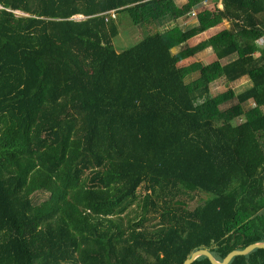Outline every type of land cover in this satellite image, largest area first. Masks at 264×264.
Here are the masks:
<instances>
[{"label":"trees","instance_id":"trees-1","mask_svg":"<svg viewBox=\"0 0 264 264\" xmlns=\"http://www.w3.org/2000/svg\"><path fill=\"white\" fill-rule=\"evenodd\" d=\"M123 15L144 35L117 50ZM22 240L30 264H183L264 241V0H0V264H28Z\"/></svg>","mask_w":264,"mask_h":264},{"label":"rangeland","instance_id":"rangeland-1","mask_svg":"<svg viewBox=\"0 0 264 264\" xmlns=\"http://www.w3.org/2000/svg\"><path fill=\"white\" fill-rule=\"evenodd\" d=\"M18 13H20V12H18ZM195 15L196 14H191L190 16H192V17L194 16L193 18L197 20V16L195 17ZM74 17L77 19L84 18L83 15H76ZM184 18H185V16L178 20V23L182 26H184V24H186L184 22L187 18H185V19ZM200 22L201 21H199V20L197 22H195V20H194V21H191V23H189L188 25L192 27V26L199 24ZM119 27H120V32L113 39V43H114L115 47L117 48V50H123V49H126V48L134 45L144 35V29L138 28L137 26L132 25L131 20L127 15H123L120 17ZM230 27H233V23H231L228 20H224L222 23L215 26V28H210V29L204 31V34L206 36L203 35V39H201V40L202 41L206 40L212 34L217 32L220 28L222 30V29L230 28ZM187 29H189V28L187 27ZM196 40H198V39H191V42L195 43L194 45H196V44H198V43H196L197 42ZM262 42H263V39L261 40V43ZM210 48H212V47H210ZM180 49H181L180 47H175L173 49V51L176 52V51H179ZM212 50H214V49L213 48L209 49L208 53H204V54L200 53L201 55L197 54L196 56L198 59H196V60L193 58H191V59H193V61L202 63V62L208 60L213 55ZM224 61L225 60H223V62ZM194 79H197V78L196 77L192 78L191 75L189 77H187V83L190 87L193 85L204 83L203 79H197V80L193 81ZM249 85H250L249 79H247V78H244L242 80H238L235 82H231L228 84L223 78L216 77L209 82V86H210L211 91L213 92V95H217L219 93H222V92L226 91L228 88H233L238 93V92L246 89ZM235 102H236V100H235ZM240 120L241 119H237V121H240ZM143 193H144V187H141L139 189V193H138L139 198L143 195ZM48 196H49L48 192L40 191V192H37L34 194L33 200L35 203H39V202L43 201L44 199H46ZM139 201H140L139 199H136L135 201L131 202L128 205L126 211L121 214V216L123 217L124 223H126L129 218H136L139 216L140 210H141L139 207ZM199 203H200L199 200H195L194 202L191 203L190 208H194ZM22 250H23L25 256H27L28 264H30V257L28 256L27 247H26V243L24 242V240H22Z\"/></svg>","mask_w":264,"mask_h":264},{"label":"water","instance_id":"water-1","mask_svg":"<svg viewBox=\"0 0 264 264\" xmlns=\"http://www.w3.org/2000/svg\"><path fill=\"white\" fill-rule=\"evenodd\" d=\"M258 248H264V241H258V242L251 243L243 249H234L231 252H229L223 260H218L209 248L202 247V248H199V249L192 251L190 256L188 258H186V260L183 262V264H191L198 257H200L202 255L207 256L210 259L212 264H229L230 261L235 256H237V255H248Z\"/></svg>","mask_w":264,"mask_h":264},{"label":"crops","instance_id":"crops-1","mask_svg":"<svg viewBox=\"0 0 264 264\" xmlns=\"http://www.w3.org/2000/svg\"><path fill=\"white\" fill-rule=\"evenodd\" d=\"M175 2H176V4L177 5H179V6H182V5H184L186 2H188V0H175ZM219 7H222V5L221 4H219ZM206 8H208V6L207 5H205L204 7H202V9H206ZM201 9V10H202ZM199 11L200 10H198V11H196V15H195V17L197 16V20L196 19H194L192 16H190L191 15V13H189V15H186L185 16V18H187L188 16V18L185 20V22L184 23H186V24H184V26H182V27H184V29H187V27L188 28H190L191 26H189L188 24L189 23H191V21H194L195 20V22H197L198 20H199ZM184 18V19H185ZM220 27V26H219ZM213 28H215V27H213ZM221 30V28L218 30V31H220ZM217 31V32H218ZM217 32H215V33H217ZM214 33V34H215ZM203 35L204 36H206L205 34H204V32L203 33H200L199 35H196V36H194V37H192L191 39H198V40H196L197 42L196 43H199L200 41H202L201 39H203ZM213 35V34H212ZM208 37V36H207ZM191 39H189L188 40V43H189V45H191V46H193L195 43H192L191 42ZM209 49H212V48H207V49H205L204 51H201V52H199L198 54H200V53H202V54H204V53H208V51H209ZM213 52H212V54H214V50H212ZM176 52H178V51H176ZM201 55V54H200ZM236 56H233V58H227V59H223V60H225L224 62H227L229 59L231 60V59H234ZM193 59H198L197 58V56L195 55L194 57H193ZM193 59H191V58H189V59H187L186 60V62H188V61H191V60H193ZM223 60H222V62H223ZM223 62V63H224ZM220 78H223L225 81H226V78L225 77H220ZM244 78H247V79H249V77L246 75V76H243L242 78H240V79H238V80H242V79H244ZM238 80H236V81H238ZM227 82V81H226ZM235 82V81H234ZM249 83H250V85H251V81H250V79H249ZM249 85V86H250ZM248 86V87H249Z\"/></svg>","mask_w":264,"mask_h":264},{"label":"built area","instance_id":"built-area-1","mask_svg":"<svg viewBox=\"0 0 264 264\" xmlns=\"http://www.w3.org/2000/svg\"><path fill=\"white\" fill-rule=\"evenodd\" d=\"M205 3H206V1H205ZM192 14H196V11H193Z\"/></svg>","mask_w":264,"mask_h":264}]
</instances>
